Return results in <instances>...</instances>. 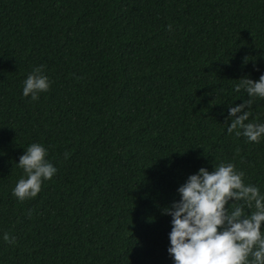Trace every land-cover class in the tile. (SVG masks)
<instances>
[{
  "label": "trees",
  "instance_id": "trees-1",
  "mask_svg": "<svg viewBox=\"0 0 264 264\" xmlns=\"http://www.w3.org/2000/svg\"><path fill=\"white\" fill-rule=\"evenodd\" d=\"M261 73L264 0H0V264H173L162 209L188 175L230 161L264 193V138L225 119ZM33 142L57 172L18 201Z\"/></svg>",
  "mask_w": 264,
  "mask_h": 264
},
{
  "label": "clouds",
  "instance_id": "clouds-1",
  "mask_svg": "<svg viewBox=\"0 0 264 264\" xmlns=\"http://www.w3.org/2000/svg\"><path fill=\"white\" fill-rule=\"evenodd\" d=\"M167 27L171 31V25ZM49 87L44 65H37L22 81L21 95L36 101ZM241 88L248 98L227 106V132L259 143L264 138V122L249 120V116L253 101L264 99V73L256 81L240 78L234 90ZM47 152L43 144L33 142L19 156L16 164L23 175L12 188L18 201L34 198L42 182L56 174ZM242 177L244 172L232 162H221L211 171L198 168L177 187L179 199L162 209V214L171 217L166 251L173 264H264V193ZM0 239L14 243L6 231Z\"/></svg>",
  "mask_w": 264,
  "mask_h": 264
}]
</instances>
